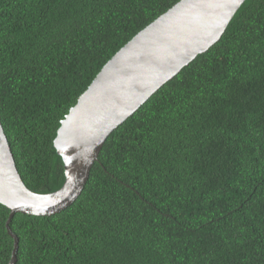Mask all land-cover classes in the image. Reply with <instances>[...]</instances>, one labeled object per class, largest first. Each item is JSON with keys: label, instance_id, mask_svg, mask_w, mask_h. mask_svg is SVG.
Masks as SVG:
<instances>
[{"label": "trees", "instance_id": "trees-1", "mask_svg": "<svg viewBox=\"0 0 264 264\" xmlns=\"http://www.w3.org/2000/svg\"><path fill=\"white\" fill-rule=\"evenodd\" d=\"M182 0H0V123L26 188L59 191L61 122ZM10 211L0 205V264ZM15 264H264V0L107 139L79 198L17 214Z\"/></svg>", "mask_w": 264, "mask_h": 264}, {"label": "water", "instance_id": "water-1", "mask_svg": "<svg viewBox=\"0 0 264 264\" xmlns=\"http://www.w3.org/2000/svg\"><path fill=\"white\" fill-rule=\"evenodd\" d=\"M247 0H182L137 34L101 70L61 122L54 148L65 182L52 194L29 191L22 182L0 123V205L10 211L6 230L13 240L15 215L51 217L81 195L110 135L199 55L220 41Z\"/></svg>", "mask_w": 264, "mask_h": 264}]
</instances>
